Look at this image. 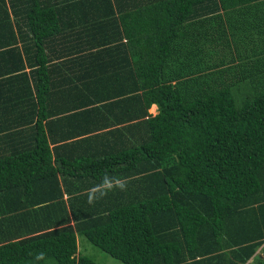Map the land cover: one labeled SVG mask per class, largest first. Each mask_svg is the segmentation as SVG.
<instances>
[{
  "label": "trees",
  "instance_id": "16d2710c",
  "mask_svg": "<svg viewBox=\"0 0 264 264\" xmlns=\"http://www.w3.org/2000/svg\"><path fill=\"white\" fill-rule=\"evenodd\" d=\"M76 235L264 264V0H0V264H97Z\"/></svg>",
  "mask_w": 264,
  "mask_h": 264
},
{
  "label": "rangeland",
  "instance_id": "374dc122",
  "mask_svg": "<svg viewBox=\"0 0 264 264\" xmlns=\"http://www.w3.org/2000/svg\"><path fill=\"white\" fill-rule=\"evenodd\" d=\"M154 108L149 107V113H153ZM77 250L80 254L90 257L97 264H122L120 261L108 256L106 253L102 252L95 246L91 245L83 236L76 235ZM256 249L255 253L259 254L260 258L262 252Z\"/></svg>",
  "mask_w": 264,
  "mask_h": 264
},
{
  "label": "clouds",
  "instance_id": "9594fccd",
  "mask_svg": "<svg viewBox=\"0 0 264 264\" xmlns=\"http://www.w3.org/2000/svg\"><path fill=\"white\" fill-rule=\"evenodd\" d=\"M120 189L121 191L126 190V181H122L119 179H114L105 175L102 182L99 185H96L94 188L89 189L87 196H88V203L93 204L98 199L105 197L108 192L113 191L114 189ZM43 253L39 254L37 259H42Z\"/></svg>",
  "mask_w": 264,
  "mask_h": 264
},
{
  "label": "crops",
  "instance_id": "0c3cea01",
  "mask_svg": "<svg viewBox=\"0 0 264 264\" xmlns=\"http://www.w3.org/2000/svg\"><path fill=\"white\" fill-rule=\"evenodd\" d=\"M25 70H27V69H25ZM153 108H154V110H153V113H151V114L155 113V105H153ZM248 262H249V260H248Z\"/></svg>",
  "mask_w": 264,
  "mask_h": 264
}]
</instances>
